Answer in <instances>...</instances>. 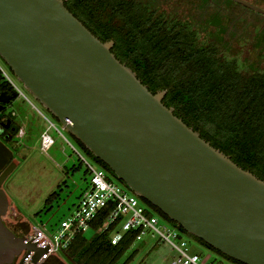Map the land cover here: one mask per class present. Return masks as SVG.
<instances>
[{
  "label": "water",
  "instance_id": "95a60500",
  "mask_svg": "<svg viewBox=\"0 0 264 264\" xmlns=\"http://www.w3.org/2000/svg\"><path fill=\"white\" fill-rule=\"evenodd\" d=\"M262 14L264 10L236 0ZM65 5L0 0V56L16 78L133 194L174 225L242 264H264V180L202 138ZM13 95L0 93V102ZM0 105V112L2 110ZM0 140V264L39 249L4 222L2 188L19 165Z\"/></svg>",
  "mask_w": 264,
  "mask_h": 264
},
{
  "label": "trees",
  "instance_id": "16d2710c",
  "mask_svg": "<svg viewBox=\"0 0 264 264\" xmlns=\"http://www.w3.org/2000/svg\"><path fill=\"white\" fill-rule=\"evenodd\" d=\"M70 2L89 30L85 19L97 22L94 28L98 27L104 34L92 32L100 40H114L112 52L153 93L167 91L164 103L173 107L178 117L239 166L264 180V27H255L254 42L229 32L225 36L214 27H207L208 36L200 41V35L191 27L171 24L165 12L141 10L135 0L126 6L121 0H98L99 7L91 6L92 0ZM107 7L112 12L109 17ZM254 52L256 60L255 56L252 59ZM1 85L14 91L2 78ZM75 140L113 175L104 162ZM139 199L154 214L174 224L147 200ZM59 200V190L51 193L46 200L47 210ZM108 211H103L93 223L95 230L103 227V216ZM8 227L12 231L17 229L20 233L17 236L27 234L20 231L19 224ZM111 231L97 232L91 240L80 233L66 252L78 256L81 264H119L138 232H128L119 244L113 245L109 240ZM191 237L204 244L201 239ZM209 248L232 264H242Z\"/></svg>",
  "mask_w": 264,
  "mask_h": 264
},
{
  "label": "rangeland",
  "instance_id": "374dc122",
  "mask_svg": "<svg viewBox=\"0 0 264 264\" xmlns=\"http://www.w3.org/2000/svg\"><path fill=\"white\" fill-rule=\"evenodd\" d=\"M212 13L208 12L207 16ZM227 28L232 31V28ZM253 38L250 40L256 41ZM251 55H253L252 59L255 56L256 60L255 52ZM0 61L8 77L24 93L23 95L18 94L7 108L9 113H15L14 117L17 120L18 128L22 126L26 132L24 138L17 137L15 139L16 145H14L15 143L9 145L14 150L19 165L2 185L12 200L9 210L13 211L15 208L18 211V215L13 219L14 222L10 224H19L20 231L26 233L34 227L45 226L46 231L53 235L61 221L70 218L75 213L81 195L90 182L83 158L94 163L97 167L101 166L84 151L60 122L25 89L23 83L16 78L1 56ZM3 80L5 81V79ZM50 123L56 126L49 132L55 140V144L49 150L43 151L41 134L50 126ZM107 175L114 182L124 185L112 174L107 172ZM56 190L60 192V200L58 203H53L52 209L47 210L49 205L46 204V200ZM156 215L160 217L162 225H166L170 230L174 229L175 226L171 222H167L159 214ZM162 230L164 229L162 228ZM103 231L104 227L98 231L90 227L85 236L91 240L97 232ZM185 237L189 242L191 253L210 257L211 261H223L226 264H232L200 241L188 235ZM157 239V237L155 239L147 238L143 243H136L127 250L119 264H172L177 256V251L168 241L158 242ZM58 255L70 264H81L76 255H69L67 252H59Z\"/></svg>",
  "mask_w": 264,
  "mask_h": 264
},
{
  "label": "built area",
  "instance_id": "2783aa9c",
  "mask_svg": "<svg viewBox=\"0 0 264 264\" xmlns=\"http://www.w3.org/2000/svg\"><path fill=\"white\" fill-rule=\"evenodd\" d=\"M0 78L5 79L17 94L23 95V91L8 77L7 72L0 61ZM14 117L15 113L11 112ZM15 118V117H14ZM56 128L53 123L41 134V148L49 150L55 140L50 135V130ZM17 137L23 138L26 135L25 129L20 126ZM90 177L88 187L83 191L80 203L75 213L68 219H63L57 231L51 235L46 231L45 226H38L31 229L25 236L39 249H47L39 261L35 262L36 251L26 257L24 264H43L59 252H66L76 236L85 234L103 211L108 213L103 216L104 230L112 229L109 240L113 245L119 244L128 232L137 231L134 244L143 243L147 238L157 241H168L177 251V256L172 264H226L223 261H211L210 257H202L198 253H191L186 234L175 226L170 230L166 225L161 224V219L154 214L147 205L133 194L125 185L114 182L109 178L107 172L101 167L83 158ZM18 211L14 208L3 216L4 222L13 223ZM168 222V221H167ZM170 223V222H169ZM162 228L164 230H162ZM25 255L27 251H23Z\"/></svg>",
  "mask_w": 264,
  "mask_h": 264
},
{
  "label": "flooded vegetation",
  "instance_id": "af4514ba",
  "mask_svg": "<svg viewBox=\"0 0 264 264\" xmlns=\"http://www.w3.org/2000/svg\"><path fill=\"white\" fill-rule=\"evenodd\" d=\"M64 1L66 7H68V9H72V11L71 10L70 11L76 16L77 13L74 11V8L71 6L72 4L70 0H64ZM121 1H122V5L126 6L132 0H121ZM135 1L139 4L141 10H146L151 12H158V11L165 12L171 24H177L183 27H187V26L191 27L194 31H196L200 35V39H199L200 41H203L205 38H207L208 36L207 32L209 31L207 27L219 28L220 33L223 32L225 36L227 35V32H229L235 34L236 36L241 37L242 40L249 39V41H252L250 40V38L255 36L254 35L255 27H260V26L264 27V14L252 8L247 7L245 4L240 3L236 0H135ZM244 1L264 10V0H244ZM90 4L93 7H99L98 0L96 1L92 0ZM107 10H108V12L106 11L107 17H109V13L111 14L112 12L109 7H107ZM208 12H213L214 14L212 13L211 15L207 16ZM85 20H86V24L90 25L91 32L94 30L95 32L103 36L104 33L101 30H99L98 27H96L97 30L94 28V26L97 25V22H95L91 18L90 21L88 19ZM123 23H125V21H120V24ZM227 27L232 28V31H236L238 33L228 30L229 28ZM234 40L235 39H232L231 41ZM0 93L13 95L14 91H11L10 89L1 85ZM14 99L16 98H12L10 103L8 104L4 102H0V105L3 107L0 112V140H2L8 147H10L9 145L12 143H15L14 145L17 144L15 142V139H17L16 134L19 129L16 118H14L11 115V113L7 111L8 106L12 103ZM13 159H15V154ZM7 225L13 227V224L11 225L10 223H7ZM12 229L16 235L20 234L17 229L15 228ZM24 257H25V253L22 252V254L18 256L12 264H21ZM43 264H70V263H68L58 255L56 257L51 258L50 260H48Z\"/></svg>",
  "mask_w": 264,
  "mask_h": 264
},
{
  "label": "crops",
  "instance_id": "0c3cea01",
  "mask_svg": "<svg viewBox=\"0 0 264 264\" xmlns=\"http://www.w3.org/2000/svg\"><path fill=\"white\" fill-rule=\"evenodd\" d=\"M25 136H26V135H25ZM25 136H24V137H25ZM24 137H23V138H24Z\"/></svg>",
  "mask_w": 264,
  "mask_h": 264
}]
</instances>
